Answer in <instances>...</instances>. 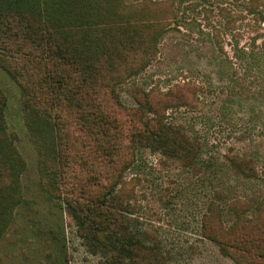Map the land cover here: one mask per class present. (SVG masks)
Returning <instances> with one entry per match:
<instances>
[{"label": "trees", "instance_id": "obj_1", "mask_svg": "<svg viewBox=\"0 0 264 264\" xmlns=\"http://www.w3.org/2000/svg\"><path fill=\"white\" fill-rule=\"evenodd\" d=\"M151 1L0 0V67L21 88L42 181L64 202L100 264H171L159 236L136 216L139 181L127 174L140 150L170 166L202 168L200 137L170 119V110L200 108L198 83L163 90L141 81L176 19L172 2ZM124 87L136 105L122 101ZM7 106L0 88V239L24 201L26 169L8 132ZM226 156L236 173L258 176L253 157ZM229 207L228 224L224 207L208 204L202 235L236 264H264V206L237 199Z\"/></svg>", "mask_w": 264, "mask_h": 264}, {"label": "rangeland", "instance_id": "obj_2", "mask_svg": "<svg viewBox=\"0 0 264 264\" xmlns=\"http://www.w3.org/2000/svg\"><path fill=\"white\" fill-rule=\"evenodd\" d=\"M161 1L172 2L176 19L141 81L163 90L184 80L198 83L200 108L170 110V119L199 136L204 153L196 173L140 150L127 174L139 181L136 216L159 236L171 264H236L202 235L201 224L211 201L224 207L228 224L232 201L264 206V0L257 9L251 0ZM0 88L8 97V132L26 160L24 201L0 239V264H100L101 255L91 252L64 202L42 181L37 136L27 124L21 88L1 67ZM127 88L121 99L134 106ZM228 152L253 157L258 176L236 173Z\"/></svg>", "mask_w": 264, "mask_h": 264}]
</instances>
